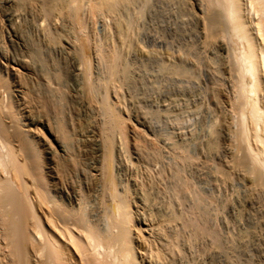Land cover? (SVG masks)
I'll return each mask as SVG.
<instances>
[{
    "label": "rangeland",
    "instance_id": "374dc122",
    "mask_svg": "<svg viewBox=\"0 0 264 264\" xmlns=\"http://www.w3.org/2000/svg\"><path fill=\"white\" fill-rule=\"evenodd\" d=\"M196 1L129 0L128 3L120 7L116 13L117 15H110L107 11L104 12L102 10L99 14L92 16L90 12L86 11L84 15L88 33L90 32L93 50L92 53L88 54L89 76L84 73L83 64L80 63L81 60L79 61V57L73 52V49H71L72 51L64 50L59 52L58 46L53 48L52 45L48 44L43 31V27L46 24L42 23L38 18L37 12L32 10H23V13L21 12L18 32L23 38L24 44L26 43L27 48H30V56L34 59L30 57L32 63L34 66L37 65L34 69H38V72L42 71L45 74L44 76L48 74L47 77H50V79L53 77V86L50 87L43 83L36 84L32 81L30 85L31 92L38 97H47L53 101L56 113L50 116V124L60 132L65 131L69 138L72 136L71 139H66L68 137L65 140L63 139L65 146L67 145L68 154L62 157L59 154H54L52 157L49 152L57 151L59 143L49 133V130L41 129L42 136L46 143L48 142L42 147L44 151L41 154V158L45 163V167L47 166L45 170H49V167H51L54 171H50L57 173L61 185H64L63 187L61 186L62 190L58 196L68 202L69 193L72 192V185L76 186L80 180H84L85 176L87 177L90 164L96 159L92 148V140L95 138L93 137L94 133L91 132H95L101 112L98 109L97 102L95 101L94 103L90 99L88 88L84 89L86 86L84 84L87 83L88 86L89 82H97L101 93L104 88L100 87L99 82L101 84L104 83L106 86L108 85L109 99L111 98L110 101L116 105L117 113L124 119L126 118L128 129L133 130V132L136 130V135L139 136L138 139L135 136L132 138V134L128 133V145H130L127 150L129 153L133 150L137 152L141 150L138 157L140 156L139 161L142 163L139 162V164L141 163L140 166L142 168L144 167L145 169L146 163H148L147 167H150L151 174L155 175L157 172H164L162 188L159 186L158 190L152 192L154 201L151 205H154L155 209H153L157 210H152V214L162 217L173 216L174 214L179 219L182 217L180 221L177 219L176 222L168 224L169 226L166 225L162 229V232L164 230L163 234L161 231L158 232L165 243H167V240L170 242L175 241L174 243L172 242L174 253L168 258L172 262L171 264H229V262L230 264H264V188L261 183H257L251 174H247L244 168L235 164L237 159H241L244 155V145L237 138V115L233 112L232 104L229 105L233 101V97H231L232 86L230 87L233 84L228 74L230 62L228 56L230 57L232 48L228 41L222 40V38L220 40V37L214 41L207 39L202 19L199 17V13L196 14L198 12L195 5ZM115 15L116 18L114 17ZM61 21L63 22L61 23ZM66 21L56 19L52 27L53 29L57 27V29H51L52 31H58V34L64 33L61 34L62 36L64 35V39L72 40V45H77V37L79 35L77 29L73 23L71 25ZM126 24L128 25L125 27ZM0 26V40L3 41V38L1 39L4 31L2 23H0ZM217 40H220V42ZM113 50H118L117 55L119 54V59L121 58L118 60L114 75L111 69L113 63L109 57V52ZM31 54H35L34 57ZM84 77L87 78L84 79ZM29 81L31 82V80ZM227 111L230 113H227ZM137 120H144L148 126L147 124L146 128L140 126ZM150 126L152 127L151 129ZM60 127L62 128L60 129ZM87 136L90 139H86L85 137ZM152 138L155 140H153L154 145L151 142H146L152 141ZM166 138L169 139L167 140ZM49 140L51 141L49 142ZM163 143L168 146L164 145V147ZM147 146L152 147L147 148L149 150L144 149ZM72 152L81 156V161L83 162H81V168H83L79 169L80 177L78 178H81L80 180L72 177ZM129 153L125 151L123 154L121 153L124 157H120L121 159L123 157V159L121 160L118 157V163L116 162L114 166L117 177H120H118L119 179L125 178V174H127L126 168L127 164L129 165L127 155ZM141 153L144 154L142 155ZM144 155H146L145 158L143 157ZM181 155L184 158V162L180 158ZM125 156L127 159H125ZM132 156L137 158L135 154ZM141 156L144 159H142L143 161ZM152 160L153 162H151ZM191 166L193 169L190 168ZM252 179L255 183L252 182ZM180 182L186 183L182 194L177 193L176 189H174L182 184ZM83 192L87 194L84 189ZM89 194L86 199L87 204L86 202L84 203L85 217L90 218L93 222L95 220L94 223L99 228H102L104 210L97 198L98 192L95 190L92 192L91 190ZM182 202L184 203L182 204ZM159 207L163 208V213H161ZM133 209L136 210L135 207ZM142 209L143 205H140L139 210L141 211ZM43 219L45 226L60 236L62 227L60 223L54 221L52 225H49L46 222V218ZM190 220L192 221L189 222ZM191 224L195 227H190ZM200 229L204 230L199 232L198 230ZM204 231L208 232L204 233ZM136 234L135 236H137ZM174 236L176 237L174 238ZM60 238L63 243H66L64 237ZM169 241L168 243H170ZM33 262L36 264V260H33Z\"/></svg>",
    "mask_w": 264,
    "mask_h": 264
},
{
    "label": "bare ground",
    "instance_id": "6f19581e",
    "mask_svg": "<svg viewBox=\"0 0 264 264\" xmlns=\"http://www.w3.org/2000/svg\"><path fill=\"white\" fill-rule=\"evenodd\" d=\"M128 2L129 0H0V23H2L4 28V31H1L3 34V37L1 35V39L3 38V41L0 40V264H35L33 260H36V264L172 263L168 258L174 253L172 242L174 243L175 241L170 242L167 240V243H165L158 232H162V229L166 225L176 222L179 218L174 216V214L168 217H162L160 215L154 216L152 212L157 210H154V205H151L154 201V194L152 192L158 190L157 188L159 186L161 187L164 179V172H157L155 175L151 174L152 171L150 167H147L148 163H146L145 169L144 167L142 168V166H140L142 162L139 161L140 156L138 157L141 150L138 152L133 150L129 153L127 150L130 145H128V133L130 132L132 134V138L135 136V138L138 139L139 136L136 135L137 131L135 130V132H133V130L128 129L126 118L124 119L117 113L115 108L116 105L110 101L111 98L109 99V88L107 90L108 85L106 86L104 83L101 84L99 81L100 87L104 88L101 93L99 92L100 88L97 82H89L88 86L87 83L84 84L86 85L84 89L88 88L90 99L94 103L95 101L97 102L98 109H100L101 112H99L101 116L99 117L98 124L96 123L97 127L95 128V132H91L94 133V136L90 133L95 138L91 140L93 141L92 144L94 147L92 146V148L94 149L96 159L91 162L87 177L85 176L84 180H80L81 178H78L80 177L79 169L83 162L81 161V156L72 152V177L75 179L78 178L76 180H80L78 183L79 185H76V183V186L72 185V192L69 193L71 197L69 196L68 202H65L61 196V198L58 196L64 185H61L57 173L52 172L54 171L53 168L49 167V170H45L47 166L45 167L41 154H43L44 151L42 147L48 144V142L46 143L42 136L41 129L49 130V133L59 143V149H57V151L49 152L51 156L59 154L62 157L68 154V148L66 147L67 145L65 146L64 142L65 138L68 136L65 131H61V133L50 124V116L56 113L52 103L53 101L47 97H38L31 92L30 85L32 81L36 84L43 83L50 87L53 86V77L50 79V77H47L48 74L44 76L45 74H43L42 71L38 72L37 68V70L34 69L37 65L34 66L32 63V57L29 51L30 48H27V44H24V40L18 32L21 12L23 10L37 12L38 18L42 23L46 24V26L43 27V31L48 44H50V46L52 45L53 48L58 46L59 52L73 49V52L79 57V61L81 60L80 63L83 64L84 73L87 76L90 65L88 54L92 53L93 50L84 13L86 14L87 11L94 16L104 10V12L107 11L110 15H114L122 5ZM195 5L198 10L196 14L199 13L200 16H198L202 19L207 39L214 41L220 37V40L221 38L222 40L225 39L231 45L230 57L228 56V58H230V62L228 61V74L233 84L230 85V87L232 86L231 97H233V101L229 105L232 104L233 112L237 115V138L239 142L244 145V147L240 145L243 147L244 155L242 154L243 157L241 156V159H237L235 164L244 168L247 174H251L257 183H261L264 188V0H197ZM116 15L114 16L115 18ZM56 19L67 20L71 25L72 23L75 25L79 34L77 37V45H72V40L64 39V35H61L64 33L58 34V31H52V24H54ZM62 22L63 21H61V23ZM127 25L128 24H126L125 27ZM55 29H57V27ZM124 31L122 33H124ZM118 35L121 34L119 33ZM220 40L217 41L220 42ZM117 51L113 50L109 52L110 61L113 63L111 65L113 75L116 73L118 60L121 59H119ZM34 55L32 56L34 57ZM81 66L80 68H82ZM86 78L84 77V79ZM29 80H31V82ZM227 113L230 112L227 111ZM225 119L227 120V118ZM137 122L140 126L146 128L147 123L145 124L144 120H137ZM61 128L62 127H60V129ZM151 128L150 126V129ZM71 138L68 137L66 139ZM85 138L87 139L88 136ZM147 139L149 140V138ZM173 139L176 140L175 138ZM153 140L152 138V141L146 142H151L152 144L155 141ZM50 141L51 140H49V142ZM164 143L166 142L164 141ZM164 143L163 146L165 145ZM154 144L155 143H153V145ZM149 147L147 146L144 149ZM157 149L159 150V148ZM124 151L129 153V156L127 155L128 159L125 156L129 165L127 164V174H125V178L122 177L123 179H119L120 177H117L114 166L118 157L123 156L121 153L123 154ZM134 154L137 158H133L132 155ZM145 156L146 155L143 157L145 158ZM180 158L184 162L182 155ZM142 159L141 156V160ZM139 162L141 163L139 164ZM151 162H153V160ZM190 168H192V166ZM83 174L85 175V173ZM252 182H254L253 179ZM180 183L182 184H180V186H178V184V187L174 189H176L177 193L182 194L185 190L186 183ZM83 189L87 191V194L83 192ZM91 190L92 192L93 190L98 192L97 198L104 210V224H102V228H99L98 225L94 223L95 220L93 222L90 218L85 217L84 214V203L87 197H89V192H91ZM179 200L181 201V199ZM183 203L184 202H182V204ZM140 205H143L141 211L139 210ZM134 207L136 210L133 209ZM162 210L163 208L161 209V213H163ZM169 210H171V208H169ZM200 213L202 214V212ZM207 216L209 217V215ZM43 218H46V222L49 225H52L54 221L60 223L62 226L61 230L59 229L60 236L57 235L58 233L56 234V232L45 226ZM196 218L195 220H197ZM181 219H179V221ZM191 221L192 220L189 222ZM193 226L191 224L190 227ZM198 227L200 228V226ZM203 230L200 229L198 231L202 232ZM206 232L204 231V233ZM145 233H147V235H145ZM163 233L164 230L162 234ZM135 234L137 236H135ZM60 237H64L66 243H63ZM175 237L176 236H174V238ZM168 241L170 243H168Z\"/></svg>",
    "mask_w": 264,
    "mask_h": 264
}]
</instances>
